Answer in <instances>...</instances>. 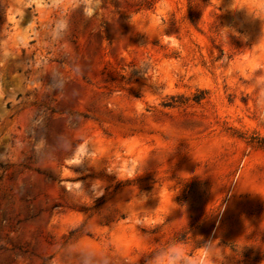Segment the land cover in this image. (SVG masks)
<instances>
[{
  "label": "rangeland",
  "instance_id": "obj_1",
  "mask_svg": "<svg viewBox=\"0 0 264 264\" xmlns=\"http://www.w3.org/2000/svg\"><path fill=\"white\" fill-rule=\"evenodd\" d=\"M0 264H264V0H0Z\"/></svg>",
  "mask_w": 264,
  "mask_h": 264
}]
</instances>
